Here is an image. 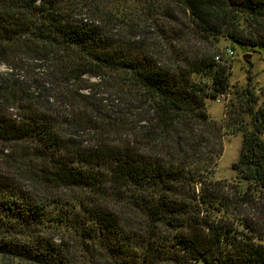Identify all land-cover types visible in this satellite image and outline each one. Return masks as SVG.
I'll return each instance as SVG.
<instances>
[{
	"label": "trees",
	"instance_id": "16d2710c",
	"mask_svg": "<svg viewBox=\"0 0 264 264\" xmlns=\"http://www.w3.org/2000/svg\"><path fill=\"white\" fill-rule=\"evenodd\" d=\"M221 40L264 49V0H0V264H264V92Z\"/></svg>",
	"mask_w": 264,
	"mask_h": 264
},
{
	"label": "rangeland",
	"instance_id": "374dc122",
	"mask_svg": "<svg viewBox=\"0 0 264 264\" xmlns=\"http://www.w3.org/2000/svg\"><path fill=\"white\" fill-rule=\"evenodd\" d=\"M233 51L231 57L225 56V49ZM217 55H220L221 61L230 66V85L244 86L250 83L255 87L257 92H264V49L260 48H232L225 40L219 43ZM220 61V62H221ZM222 95L217 100L207 102V110L213 120L220 121L224 117V110L227 104L225 97ZM264 98V96H262ZM223 153L218 163L217 170L214 173L216 180H222L232 183L234 173L231 171V165L238 159L242 136L240 134H225L223 139ZM264 223V221H261Z\"/></svg>",
	"mask_w": 264,
	"mask_h": 264
},
{
	"label": "built area",
	"instance_id": "2783aa9c",
	"mask_svg": "<svg viewBox=\"0 0 264 264\" xmlns=\"http://www.w3.org/2000/svg\"><path fill=\"white\" fill-rule=\"evenodd\" d=\"M233 54H234V53H233V51H232L231 49H229V48H226V49H225V56H227V57H228V56L231 57ZM214 59H215L216 62H220V61H221L220 55L215 56ZM227 98H228V96L225 97V100H227Z\"/></svg>",
	"mask_w": 264,
	"mask_h": 264
}]
</instances>
